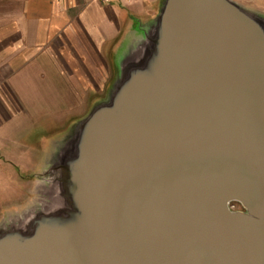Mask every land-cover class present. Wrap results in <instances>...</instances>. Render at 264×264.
Listing matches in <instances>:
<instances>
[{"label": "water", "instance_id": "obj_1", "mask_svg": "<svg viewBox=\"0 0 264 264\" xmlns=\"http://www.w3.org/2000/svg\"><path fill=\"white\" fill-rule=\"evenodd\" d=\"M115 65L39 164L45 200L0 223V264H264V17L161 0Z\"/></svg>", "mask_w": 264, "mask_h": 264}, {"label": "crops", "instance_id": "obj_2", "mask_svg": "<svg viewBox=\"0 0 264 264\" xmlns=\"http://www.w3.org/2000/svg\"><path fill=\"white\" fill-rule=\"evenodd\" d=\"M144 11L142 0H0V156L19 173L36 148L18 141L46 113L68 119L106 92L117 53L156 14Z\"/></svg>", "mask_w": 264, "mask_h": 264}, {"label": "rangeland", "instance_id": "obj_3", "mask_svg": "<svg viewBox=\"0 0 264 264\" xmlns=\"http://www.w3.org/2000/svg\"><path fill=\"white\" fill-rule=\"evenodd\" d=\"M5 1L9 2L10 0ZM142 1L144 9L146 10L143 15H146L151 9H153L155 13L158 12L161 0ZM234 1L252 9L255 13L264 17V0ZM148 19L149 18L143 20L141 23H144ZM105 93L106 92H100L97 98L89 102L86 107L77 111L75 115H71L68 119L61 118V120L58 121V117L54 114L48 115V113H46L42 121L43 123L35 124L30 127L31 129L33 128L32 130H34V132H31L32 134H30L26 140L21 139V141H18L28 146L33 144L36 148L33 150V156H35L36 162L33 165L34 167L28 172L19 173L23 166H19L18 163H15L16 158L13 157L15 161L13 162L8 157L3 156V154L0 156V223L11 218L13 213H20L31 203L45 200V196L42 192V181L38 177L39 174H36L39 170V164L46 161L45 158L47 156L50 158L51 154L53 155L57 152L62 146L72 125L85 117L94 103L103 98ZM36 144H40V146ZM20 148L21 146H19L18 150H20Z\"/></svg>", "mask_w": 264, "mask_h": 264}, {"label": "flooded vegetation", "instance_id": "obj_4", "mask_svg": "<svg viewBox=\"0 0 264 264\" xmlns=\"http://www.w3.org/2000/svg\"><path fill=\"white\" fill-rule=\"evenodd\" d=\"M232 206H233L234 209H242L241 205L239 203H237V202H233Z\"/></svg>", "mask_w": 264, "mask_h": 264}, {"label": "built area", "instance_id": "obj_5", "mask_svg": "<svg viewBox=\"0 0 264 264\" xmlns=\"http://www.w3.org/2000/svg\"><path fill=\"white\" fill-rule=\"evenodd\" d=\"M100 3H104L107 4L110 0H97ZM231 207L233 208V206L231 205ZM234 209V208H233Z\"/></svg>", "mask_w": 264, "mask_h": 264}]
</instances>
